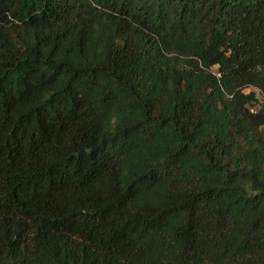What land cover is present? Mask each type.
I'll return each mask as SVG.
<instances>
[{
  "label": "trees",
  "instance_id": "trees-1",
  "mask_svg": "<svg viewBox=\"0 0 264 264\" xmlns=\"http://www.w3.org/2000/svg\"><path fill=\"white\" fill-rule=\"evenodd\" d=\"M0 264H264V0H0Z\"/></svg>",
  "mask_w": 264,
  "mask_h": 264
}]
</instances>
